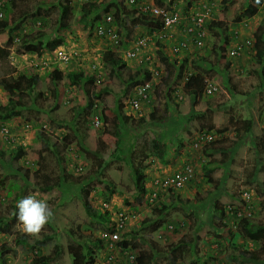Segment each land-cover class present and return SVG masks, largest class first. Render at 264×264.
<instances>
[{
	"label": "rangeland",
	"instance_id": "374dc122",
	"mask_svg": "<svg viewBox=\"0 0 264 264\" xmlns=\"http://www.w3.org/2000/svg\"><path fill=\"white\" fill-rule=\"evenodd\" d=\"M7 1L0 0V5ZM60 1L66 0H18L9 16L10 21L30 13L37 4L48 11L43 10L42 19L41 15L28 18L11 34L8 30H0V45L6 46L12 38L7 55L0 58V80L7 79L11 71L14 76L21 73L41 76L29 93L20 96L11 95L0 84V105L11 110L13 106L9 100L14 96L17 99L14 106L19 112L9 118L0 112V118L10 128L7 135L0 134V150L4 151L0 152V216H7L12 224L10 232H0V252L7 250L6 264L29 263L36 249L25 247V242L19 239L24 235L31 245L39 246L40 254L52 255L48 264H86L88 254L98 264L105 260L106 250L95 247L103 227L101 220L89 213L82 197V188L87 185L93 186L89 199L95 211L104 212L101 201L109 199L115 202V208L124 207L134 213L128 227L130 242L124 251L118 248L115 252L114 264H264V242L244 237L239 229L248 220L256 225L264 223V78L262 67L261 70L260 66H255L256 70L251 67L253 63L263 62L257 50L264 45L254 42L238 55L228 56L227 53L228 48L238 41L237 35L253 39L252 33L258 24L264 27V7L249 8V0H231L226 5L222 0H209L214 20L226 25L225 35L214 36L211 32L202 48L191 47L179 54L171 51L173 40L165 42L164 50L172 61L176 58V66L186 57L193 62L191 60L197 53L200 58L196 64L207 68V76L218 85L215 93L203 95L198 102L192 103L183 85L185 77L173 78L168 85L163 81L167 68L158 56L161 45L157 43L155 32L158 28H151L154 22L133 26L126 18L128 27L125 30L117 27L120 33L118 42H115L107 33L96 32L97 20L93 27L81 20L83 4L87 9L90 7V19L96 7L100 11L104 4L119 1L132 7L130 0H71L72 13L65 19L69 24L59 31ZM92 2L97 5L92 6ZM185 4L184 0H173V5L183 10ZM21 8L26 11L20 13ZM42 33L46 35L41 36ZM59 34L66 39V44L52 52L45 50L38 55L18 51L25 43L39 39L46 41ZM140 36L146 40L144 52L154 58L150 66L160 69L161 75L155 79L150 103L140 110H133L129 101L135 85L129 80L137 62L130 60L127 63L133 70L123 66L121 72L110 76L101 57L107 49L129 47ZM225 40L228 41L226 51L218 55L213 44L221 45ZM58 48L76 50L81 59L64 63L54 55ZM93 62L99 64L95 70L89 67ZM187 68L191 66L187 65ZM74 69L86 70L88 78H83L80 83L71 82L67 73ZM58 72H61V78H58ZM85 84L92 90L108 89L106 99L113 108L106 106V111L114 114L122 110L125 114H132L127 124L121 126L118 143L99 141L104 128H96L93 119L106 104L93 99L94 106L89 107L90 97L84 90ZM55 87L57 94L53 95L51 90ZM205 111L204 117L201 112ZM239 118H253L254 126L234 145L236 129L219 132L217 128L236 127L238 122L235 120ZM27 120L33 121L36 128L25 134L23 125ZM202 131L212 132L214 139L197 147L194 143ZM67 132L71 134L72 142L65 149L62 138ZM10 134L14 137L8 136ZM153 137L170 147L163 160L148 157L150 149L147 145ZM18 147L26 151L19 164L30 172L43 163L44 168L53 174H63L64 159L70 177L49 191L41 189L34 175L26 179L15 169L11 159L13 150ZM97 148L99 156L95 153ZM60 152L64 156L62 160L58 156ZM100 163L105 165L98 171ZM138 163L146 164L144 174L148 192L143 196L134 176ZM187 163L193 166L194 173L183 188L160 191L156 197L149 195L153 194L150 191L153 190L154 176L165 175ZM203 164L211 171L206 173ZM246 188L251 189L255 202L252 213L242 217L236 208L242 206L235 205V202L240 200ZM28 194L45 199L53 212L40 232L35 234L25 232L15 216L16 202ZM217 196L227 209L236 210V214L227 212L228 217L223 220L226 226L219 225L222 219L210 211ZM185 199L189 201L183 202ZM211 217L213 223L208 221ZM182 239H185L188 251L184 257L173 261L172 247ZM133 243L136 247L131 245ZM244 248L255 250L260 260L246 256Z\"/></svg>",
	"mask_w": 264,
	"mask_h": 264
},
{
	"label": "trees",
	"instance_id": "16d2710c",
	"mask_svg": "<svg viewBox=\"0 0 264 264\" xmlns=\"http://www.w3.org/2000/svg\"><path fill=\"white\" fill-rule=\"evenodd\" d=\"M161 5H163V3H167L165 0H157ZM186 1V4L184 6V10L188 9L190 6H192L194 3L196 4L197 2H199V0H184ZM231 0H222V4L226 5L228 4V2H230ZM250 2V6L249 8H252V6H259L261 4H263L264 0H259V3L257 2V0H249ZM10 2V3H9ZM18 0H8L6 3L4 2L3 5H0V9L3 10L4 13V18L0 19V30L1 31H5L8 30L9 33L11 34L13 30L21 27V25L30 17L33 16H40V19H42V17L44 16L45 12L43 10H46L47 8H42L41 4H37L36 8H32V11L30 13L27 12L23 14L22 17L17 18L16 20L10 21L9 16L14 8V6L17 4ZM9 3V4H8ZM71 0H66V1H62L59 4V20H58V30L61 31V29L66 28L68 26V20L65 21V19H67L70 16V13H72V6L70 5ZM92 6H96V3L92 2ZM194 4V5H195ZM11 5V6H10ZM91 5V4H90ZM167 6L170 7L171 9H178L181 8L180 6H175L173 5V0L169 1L167 3ZM81 9H82V14H81V20H84V22H86L87 24H89V26L93 27V23L96 20H100L101 16L103 13H107V12H111L114 16H115V23L117 24V27H120L121 29L125 30L128 26H127V22H126V18L130 19V22L132 23V25H139V24H144V25H148L151 22H154L153 26L151 28H155L156 26H158V21L157 19H153L150 16H148L146 13L139 11L138 8H136L135 6L132 7H128L126 5L123 4L122 1L119 2H112V3H108V4H104V8L101 9L99 11V8L96 7V9L94 10V15H92L90 19H88L89 16V12L90 11V7L87 9V6H85L84 4L81 5ZM21 12H24L26 10H22V8L20 9ZM48 11V10H46ZM250 11V10H249ZM96 23H99V21H97ZM209 28L210 31L212 32V34L214 36H223L225 35L226 32V25L223 22H220L219 20L216 21H212L209 24ZM120 33V32H119ZM45 33H42L41 36H45ZM254 37H255V42L258 45H264V27L263 24H259L257 26V28L255 29L254 33H253ZM12 44V38L10 37V42L9 44H7L6 46L0 45V58L5 57L7 55L8 52V47ZM66 44V39L62 36V35H56L54 38H49L46 41L43 40H38L37 42H28L25 43L23 45H21V47H19V52L20 53H26V52H35L38 55L43 53V51L47 50V51H53L56 47L60 46V45H64ZM228 45V41L225 40L223 41V43L220 45V43L217 44H213V48L215 53H217L218 55H221L222 52L226 51V46ZM163 45H161V47L158 49V56L160 58L161 61H163L165 63V66L167 68V74L165 76V78H163V81L168 85V83H170V81L172 82L173 78H179V79H183L184 77L185 82H184V86L187 88L190 97L192 98L193 102L192 103H196L198 102V100L203 96L204 94V89H205V84H206V78L208 75V69L204 68L202 64H196V62L199 60V56L197 55V53L193 56L192 60L193 62L190 63V60L186 57L184 58L180 64L178 66H176V59H174L173 61L171 60L170 56L166 53V51L162 48ZM258 54L261 55L263 57V62L260 63H253L251 64L252 68L256 70L255 66H262V75H264V48L262 49H258L257 50ZM75 59V58H73ZM73 59H71L69 62H71ZM77 59H81L80 54L78 53ZM101 60L103 61V66H105L108 70H109V75L110 76H114V74H117L119 72L122 71V67L126 66L128 69L133 70L130 66L128 67V65L122 62V60L120 58H118L117 53L111 49H107L104 51V53L102 54ZM67 62V63H69ZM187 65H190L191 68L188 69ZM260 73V72H258ZM261 75V73H260ZM67 76L69 78V80L73 83H80L83 78H88L87 74H86V70L84 69H74L71 70L70 72L67 73ZM62 74L61 72H58V78H61ZM91 78H93V75H90ZM151 78V74H150V70H147L144 67H137L133 70V77L130 78V83L135 85L137 84L136 82L139 81H144L145 79H150ZM264 78V76H263ZM41 79V76L39 74H29V73H21L18 74L16 76H13L12 74L9 75V77H7V79L3 78L1 80V83L3 85V87L11 94L14 96H20L24 93H29L32 89V87H34L36 84L39 83ZM84 90L86 92H88L89 94V101H88V105L89 107H93L94 106V100L93 99H99L101 101H103L104 104H106L103 109H102V115L105 121V127L103 130V134L102 137L99 139L100 142H111V141H116V143H118V141L120 140V134H121V126L122 124H127V122L132 118V114H125L122 112V110H119L118 112L111 114V112L106 111V106L107 108H113L112 105H110L107 102L106 99V95L108 94V89H96V90H92L90 88V86H83ZM53 95L57 94V88L55 87L54 89L51 90ZM12 96L10 97V102L13 106V108L11 110H9V107L6 105H0V112L4 113V117L5 118H9V116H13V115H18L19 112L15 109V104L17 102V99ZM195 112V111H194ZM202 116H206V111L205 112H201ZM142 119V118H141ZM238 122V126H224L222 128H217V131L219 132H225V131H232L234 129H236V132L233 136V144L235 145L236 143H238L241 139H243V137L245 136L246 132H248L253 125L254 121L253 118H239L237 120H235ZM234 121V122H235ZM233 122V123H234ZM63 146L66 149L68 147V145L72 142L71 139V134L69 132H67L63 138ZM102 142V143H103ZM212 144V143H211ZM233 145V146H234ZM148 148L150 149V151L148 153V157L150 156H155L160 160L165 159V157L168 154V150H170V147L163 142L161 139L157 138V137H153L150 141V143H148ZM134 148V147H133ZM212 149V148H211ZM209 149L207 148L206 151H208ZM1 153H4V151L1 149L0 150ZM95 153L98 154V156L100 155L98 148L95 150ZM26 154V151L22 149V147H18L15 150H13V157L11 159L15 169L21 174L23 175L26 179H29L31 177V175H34L36 179V181H38L39 187L45 191H49L51 190L53 187L61 184L62 182H64V179H68L70 177V174L67 172L66 170V164L64 163V156L63 154L60 152L58 154L60 160H62L63 162V170L62 172H64L63 174H53L51 171H48L44 168V164H40L39 168L34 170V171H29L27 168H24L23 166H21L20 163V159L22 158V156ZM97 156V157H98ZM10 157V156H9ZM96 157V158H97ZM106 164V162H105ZM104 163H100L99 164V168H97L96 170L101 171V169H103ZM203 168H205V172H209L211 170L206 168V165L203 164L202 165ZM146 167V164H136L135 167V172H134V176H135V181L138 187V190L140 192V194L143 196L146 191H147V186H146V176L144 174V168ZM209 174V173H208ZM210 181H214L212 179H209ZM93 189L92 185H87L85 187L82 188L83 190V200H84V204L87 208V210L89 211L90 214H93L94 216L98 217L101 220L102 223V228H106V215H108V212H97L93 209L92 203L90 202L89 199V194L91 193ZM174 190V189H173ZM214 192L212 191L211 195ZM183 202L187 203L189 200L185 199L182 200ZM240 201V202H239ZM236 200V204L235 205H241L243 206L245 203L242 200V197L240 198V200ZM239 206H236V208H238ZM230 210V211H229ZM238 210V209H237ZM210 211L214 212V216H217L218 218L222 219L220 221H222L219 225L222 226H226V222H223V220H225L228 217L227 212H232L236 214V210L234 209V211H232V209H227L226 204L224 202H219L218 200V196L214 199L212 206H210ZM211 212H209L210 214H212ZM16 216V215H15ZM14 216V217H15ZM213 217L209 218V222H212ZM248 220V219H247ZM112 229V228H111ZM239 229L241 230L242 234L244 237H247L253 241L256 242H264V223L263 224H254L251 220H248L247 223H242V225L239 227ZM12 230V224L9 222V218L7 216H0V232L2 231H7L10 232ZM22 235V234H21ZM131 234L129 232H125L123 234V238L121 240H117L112 248H108L106 247V251H105V255H114L115 256V252L119 249H121V251H124L125 247H127L128 242H130L129 236ZM19 239H21L23 242H25V247L28 248L30 247L31 249H36V251L34 252L33 256L31 257V259L29 260L28 264H48V262L53 258L52 255L50 254H40V250H39V246L37 247V245H31V243L29 242L28 238H26V235L21 236ZM97 243L95 245L96 248H103L104 247V241L103 238H97ZM185 239H182L181 242H179L178 244L174 245L172 247L173 250V261H178L179 259H181L182 257H184V253L188 251V249H186V243L184 241ZM20 244V242H19ZM114 245H116L114 247ZM133 247H136L135 244H131ZM4 250V249H3ZM1 250L0 252V261L2 262V264H6V262L8 261L6 258V253L7 250L3 251ZM90 250V249H89ZM96 251V249H94ZM243 252L246 256H249L252 259H256V260H260L259 255L257 254V252L255 250L252 251H248L246 248L243 249ZM10 253V251H9ZM231 256V255H230ZM232 259V258H231ZM116 259L115 257L112 258V262H114ZM96 259L94 261V257L90 254H88V260L86 261V264H95ZM203 264H207L203 263Z\"/></svg>",
	"mask_w": 264,
	"mask_h": 264
},
{
	"label": "built area",
	"instance_id": "2783aa9c",
	"mask_svg": "<svg viewBox=\"0 0 264 264\" xmlns=\"http://www.w3.org/2000/svg\"><path fill=\"white\" fill-rule=\"evenodd\" d=\"M135 2L137 0H130ZM154 2V1H153ZM153 2H144L142 4V10L145 11L149 16L159 20L158 30L156 32L157 43L163 45V49H166L165 42L167 40H173L170 45L171 51L175 54L188 51L191 47L202 48L206 43L207 36L211 34L209 24L214 20V10L211 3L208 1L197 2L194 6L186 10L182 8L171 9L167 6H162ZM0 15L2 13L0 12ZM106 22L98 25L97 31L102 34L106 31L110 32L112 36H116L114 28L108 27L113 21V16L108 14L105 17ZM238 41L233 43L232 46L228 48V56H235L244 50L252 43L254 39L247 38L244 39L240 36ZM161 47V46H160ZM165 47V48H164ZM147 48L146 40L144 37H138L135 41L124 50L123 57L129 62L130 60H135L137 62V67H144L150 70L151 78L145 79L144 81H139L132 90V95L130 97V106L133 110H140L145 104H149L153 94V89L155 86V79H157L160 74V69L153 68L150 66L153 62V57L144 52ZM78 51L76 50H65L57 49L54 55L58 57L64 63L69 62L73 58H77ZM176 59V58H174ZM184 59V58H183ZM162 64L165 63L162 61ZM218 90L217 83L207 76L206 84L204 89V95H211ZM93 124L96 128H104L105 122L101 113L96 114L93 119ZM10 131L9 125L5 122L0 121V133L7 135ZM13 137V134L9 135ZM214 139V134L210 131H202L198 133L195 146L200 147L205 143H209ZM194 169L191 164H185L179 170L171 174L164 176H155L153 180L154 192L152 196L156 197L159 190H167L171 188H181L183 187L193 176ZM242 200L244 205L238 207V215L245 217L252 213L254 196L251 189L246 188L242 192ZM103 207L105 209L113 210V207L108 201L103 202ZM129 218V213L123 209H116L115 217H112V222L109 224V229L101 232L100 237L112 246L115 241L120 239L121 232L126 229L127 222ZM112 228V229H111Z\"/></svg>",
	"mask_w": 264,
	"mask_h": 264
},
{
	"label": "clouds",
	"instance_id": "9594fccd",
	"mask_svg": "<svg viewBox=\"0 0 264 264\" xmlns=\"http://www.w3.org/2000/svg\"><path fill=\"white\" fill-rule=\"evenodd\" d=\"M167 3L169 2V1H172V0H165ZM202 1V0H201ZM207 1H209V0H207ZM60 2H62V1H60ZM144 2H153V1H140V0H137V1H135V2H132V5L131 6H135L136 8H138L139 9V11H141V12H144V13H146L145 11H143L142 10V4L144 3ZM199 2H200V0H199ZM257 2L259 3V0H257ZM153 3H157V4H159V5H161L157 0H155ZM167 3L165 4V3H163V5L162 6H167ZM138 5V6H137ZM192 6H194V4L192 5ZM260 6V5H259ZM261 6H263L264 7V2H263V4H261ZM168 7V6H167ZM191 7V6H190ZM189 7V8H190ZM168 8H170V7H168ZM183 10V9H182ZM0 12L2 13V15H0V19L1 18H4V13H3V11L0 9ZM108 14H110V15H112L113 16V21H112V23H110L109 24V26L108 27H111L110 25L111 24H114L113 22H115V16L111 13V12H105V13H103L102 14V16H101V18H100V20H97V21H99V23H95V30H96V32L98 33V31H97V27H98V25H100V24H104L105 22H106V20H105V17L108 15ZM147 14V13H146ZM148 15V14H147ZM149 16V15H148ZM151 17V16H150ZM151 18H153V17H151ZM153 19H155V18H153ZM96 21V22H97ZM157 21H159V20H157ZM215 21V20H214ZM157 27V26H156ZM112 28H114V32H116V36H112L111 34H110V32H108V31H106L105 33H107L108 34V37H110V38H112L115 42H118V40H119V30H118V28H117V24L115 23V27H112ZM255 31V30H254ZM254 31H253V33H254ZM252 33V34H253ZM98 34H100V33H98ZM102 34H104V33H102ZM101 34V35H102ZM253 37H254V35H253ZM254 39V42H255V37L253 38ZM128 47H126V48H124L123 50H119V49H113V51H115L116 53H117V56H118V58H120L121 60H122V62L123 63H125L126 62V64L128 63L125 59H124V57H123V54H124V50L125 49H127ZM52 52V51H51ZM97 65H99V64H96V62H93V65H91V66H89L90 67V69L91 70H95L98 66ZM137 67V66H136ZM11 74L13 75V73H12V71H11ZM92 74V72H89V75H91ZM14 76V75H13ZM9 77V76H8ZM3 79V78H2ZM0 84L2 85V83H1V80H0ZM2 87H3V85H2ZM4 88V87H3ZM5 89V88H4ZM204 95V94H203ZM101 113H102V110H101ZM103 116V115H102ZM103 120H104V118H103ZM0 121L1 122H4L5 120H2V118H0ZM9 121H11V120H8L7 122H9ZM105 122V121H104ZM6 123V122H5ZM106 124V123H105ZM36 125H35V123L33 122V121H31V120H27L25 123H24V125H23V129H24V132H25V134H26V132H31L32 130H34V128H36L35 127ZM35 131H36V129H35ZM0 134H3V133H0ZM5 135V134H4ZM9 136V135H8ZM12 137V136H11ZM13 137H14V135H13ZM187 164H189V163H187ZM185 166V165H184ZM182 168V167H181ZM194 169V168H193ZM177 170H179V169H177ZM176 171V170H175ZM174 171V172H175ZM173 173V172H172ZM171 174V173H170ZM167 175V174H166ZM157 176H159V175H157ZM161 176H164V175H161ZM155 177V176H154ZM192 179V178H191ZM190 179V180H191ZM153 180H154V178H153ZM189 180V181H190ZM188 181V182H189ZM187 182V183H188ZM186 183V184H187ZM185 184V185H186ZM152 185H153V181H152ZM184 185V186H185ZM183 186V187H184ZM183 187H181V188H183ZM181 188H178V189H176V188H171L172 190L174 189V190H179V189H181ZM171 189H167V190H171ZM154 186H153V190H151L150 192L152 193V192H154ZM160 191H166V190H159V192ZM146 192H148V191H146ZM158 192V193H159ZM149 195H152V194H150L149 193ZM241 196H242V194H241ZM104 201H108L110 204H111V206L113 207V210H110V209H105L104 207H103V202ZM254 202H255V198H254ZM253 205H254V203H253ZM101 207H102V209L104 210V212H108V215H106V219H105V221H106V228H102V229H100V232L98 233V238H101L100 237V234H101V232L102 231H104V230H107V229H109V224L113 221L112 220V217H115V211H116V209H118V208H115L116 207V204H115V202H110L109 201V199L108 200H103V201H101ZM120 209H123V210H126L128 213H129V218H128V222H127V226H126V229H124V231L123 232H121V235H120V239H118V240H121L122 238H123V234L127 231V232H129V230L130 229H128V227H129V223H130V221H131V219H132V217L134 216V213H132L131 211H129L127 208H124V207H119ZM253 208H254V206H253ZM16 209H17V213H16V219L22 224V227H23V230L25 231V232H27V233H31V234H35V233H39L40 232V230H41V228L45 225V223L51 218V216L53 215V212H52V209L50 208V206L48 205V203H47V201L45 200V199H42V198H38V195L37 194H28V195H25L23 198H21V199H19L17 202H16ZM252 211H253V209H252ZM104 241V240H103ZM116 242V241H115ZM114 242V243H115ZM108 243V242H107ZM107 243L104 241V247L101 249V250H106V247H108V248H112V246H109V244L107 245ZM113 243V244H114ZM116 245H114V247H115ZM103 254V253H102ZM113 257H115L114 255H107L106 257H105V260H102L101 261V263L100 264H114L113 262H112V258ZM95 264H98V261H96L95 262Z\"/></svg>",
	"mask_w": 264,
	"mask_h": 264
},
{
	"label": "crops",
	"instance_id": "0c3cea01",
	"mask_svg": "<svg viewBox=\"0 0 264 264\" xmlns=\"http://www.w3.org/2000/svg\"><path fill=\"white\" fill-rule=\"evenodd\" d=\"M258 25H259V24H258ZM260 25H261V24H260ZM251 67H252V66H251ZM261 67H262V66H260V70H261ZM263 76H264V75H263ZM182 167H183V166H182ZM179 169H180V168H179ZM176 170H177V169H176ZM172 172H174V171H172ZM172 172H169V173H166V174H170V173H172ZM166 174H165V175H166Z\"/></svg>",
	"mask_w": 264,
	"mask_h": 264
}]
</instances>
